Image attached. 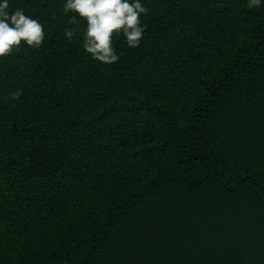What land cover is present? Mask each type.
<instances>
[{
  "label": "trees",
  "instance_id": "obj_1",
  "mask_svg": "<svg viewBox=\"0 0 264 264\" xmlns=\"http://www.w3.org/2000/svg\"><path fill=\"white\" fill-rule=\"evenodd\" d=\"M64 3L9 0L45 35L0 57V264H264V5L142 0L105 65Z\"/></svg>",
  "mask_w": 264,
  "mask_h": 264
},
{
  "label": "clouds",
  "instance_id": "obj_2",
  "mask_svg": "<svg viewBox=\"0 0 264 264\" xmlns=\"http://www.w3.org/2000/svg\"><path fill=\"white\" fill-rule=\"evenodd\" d=\"M264 5V0H248L249 8ZM9 0H0V57L11 54L21 45L36 48L44 40L43 25L38 20L26 15L23 9L9 11ZM64 14L73 15L69 23L75 24L77 15L83 18L86 29L83 33V49L91 58L105 65L119 60L113 47V35L123 36L129 48L139 47L144 35V25L140 17L148 9L142 0H65ZM75 29H65V37L71 39ZM21 92L12 94L18 99Z\"/></svg>",
  "mask_w": 264,
  "mask_h": 264
},
{
  "label": "rangeland",
  "instance_id": "obj_3",
  "mask_svg": "<svg viewBox=\"0 0 264 264\" xmlns=\"http://www.w3.org/2000/svg\"><path fill=\"white\" fill-rule=\"evenodd\" d=\"M253 245H254V243H253ZM253 245H252V246H253ZM253 247H254L255 249H257V247H256L255 245H254Z\"/></svg>",
  "mask_w": 264,
  "mask_h": 264
}]
</instances>
